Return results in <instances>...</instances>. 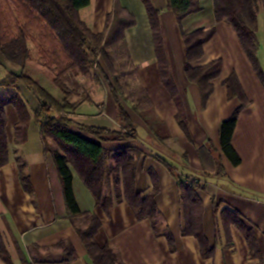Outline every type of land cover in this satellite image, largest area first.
Masks as SVG:
<instances>
[{
	"label": "crops",
	"instance_id": "0c3cea01",
	"mask_svg": "<svg viewBox=\"0 0 264 264\" xmlns=\"http://www.w3.org/2000/svg\"><path fill=\"white\" fill-rule=\"evenodd\" d=\"M199 1L202 10L186 18L181 28L174 12L168 9V0H150L160 12L162 60L157 54L148 12L141 0H91L90 5L80 11L81 19L95 34L105 32L107 18L115 12L116 3L118 8L134 16L135 25L125 31L129 59L137 69L140 86L146 90L156 115L169 133V138L161 141L138 113L135 117L126 107L137 126L138 138L101 145L111 151L133 147L142 152L136 165L135 188L143 198L147 197L155 188L153 177H156L159 221L163 227H168L174 238V252L165 236L155 234L150 219L138 220L125 200H116V188L123 189L121 184L116 187L111 180L104 186L105 195L114 198L113 207L105 212L78 172L70 166L81 212L100 220L96 242L101 247L110 245L123 264H264V86L232 24L216 21L214 0ZM211 28H215V33L203 45V57L191 63V67L196 68L221 62V74L210 81L213 91L204 102L200 87L189 80L185 71L187 51L183 31L188 34ZM259 61L264 71L260 57ZM161 66L166 71L164 74ZM22 72L17 66L3 75L0 72V78L9 73L20 76ZM232 75L239 81L243 98L249 101L244 109H241L242 98H229L225 81ZM39 79L36 82L50 93L46 88L52 89L50 81L42 74ZM167 84L173 88L176 98ZM20 88L33 114L39 101L27 87ZM27 94L36 99V107L29 102ZM4 97L6 91L0 89V101ZM109 100L114 103L108 113ZM101 105L106 108L104 117L109 118L103 125L98 121L101 116H96ZM238 110L232 145L241 163L235 166L222 151L220 127ZM5 112L9 161L0 167V241L11 264H25L24 261L62 264L49 263L45 259L60 256L63 242H69L76 253V259L69 264H92L68 216L59 172L53 156L46 151L39 124H32L27 141L18 145L15 142L18 113L11 104L5 105ZM180 112L187 122L188 134L177 120ZM75 113V120L82 124L120 129L117 104L110 88L105 91V100L92 107L83 103ZM71 130L97 142L77 127ZM21 173L29 177L32 193L24 189ZM118 178L122 180L121 172ZM180 178L183 181L194 178L202 184L197 195L203 206V233L209 247L214 248L212 258H204L199 241L185 235L187 215L179 189ZM224 210L240 215L242 222L255 233L258 256H253L244 233L236 224H231L227 231L222 220ZM0 264H6L1 257Z\"/></svg>",
	"mask_w": 264,
	"mask_h": 264
},
{
	"label": "trees",
	"instance_id": "16d2710c",
	"mask_svg": "<svg viewBox=\"0 0 264 264\" xmlns=\"http://www.w3.org/2000/svg\"><path fill=\"white\" fill-rule=\"evenodd\" d=\"M141 1L147 9L157 54L162 60L163 47L158 18L160 12L154 9L150 0ZM90 3L91 0H0V52L7 60L19 65L23 70L20 76L9 73L6 77L0 78V89L6 91V97L0 101V167L9 161L5 105L11 104L19 117L16 125V144H24L31 125L39 124L46 151L53 156L59 172L68 216L83 241L92 264H123L110 245L101 247L96 242L95 236L101 227L100 220L95 215L81 212L74 194L73 173L70 166L78 172L83 182L95 195L97 204L105 212H109L113 207L114 198L110 194L104 195L103 188L114 180L116 187L120 184L123 186V189L116 188V200L118 202L125 200L138 220L150 219L155 234L167 238L172 252L175 251V241L168 227H163L159 221L161 215L155 202L158 193L156 177H153L155 188L147 197L143 198L142 194L136 191L135 171L137 160L142 152L133 147L111 151L101 145V143L138 138L137 126L122 102L120 94L123 87L119 81V77H136L137 69L129 59L125 41V31L133 27L136 22L133 15L118 8L116 3L115 12L107 18L105 32L95 34L80 17V11L87 8ZM168 9L174 12L182 28L186 18L200 12L202 6L199 0H168ZM262 9L264 10V0H214L216 21L232 24L264 86V71L258 57L257 37L258 16ZM214 33L215 28L196 30L188 34L183 31L187 51L185 71L189 80L200 87L204 102L213 91L210 81L220 76L222 65L220 61H216L192 68L191 63L203 57V45ZM30 42L37 46L43 65L55 74L54 84L64 93L66 99L72 95L64 82L69 73L92 77L97 81H100L101 76L105 77L117 104L120 129L89 126L69 117V113L54 97L27 74L26 68L33 55L29 46ZM122 50L123 52L120 53ZM122 57H125L127 61H122ZM162 70L164 74L166 72L164 67ZM225 84L229 98H242L241 109L246 108L249 101L243 98L237 77L230 76ZM22 85L31 90L39 101V106L33 114L21 92ZM168 89L173 98H176L173 88L168 85ZM132 98L133 110L138 113L155 136L161 141L169 138L167 126L156 115L146 90L140 86L132 91ZM53 109L64 114L56 118L51 115ZM240 110L229 120L223 121L220 127L222 151L235 166L241 163V158L232 145ZM177 120L188 134L187 122L181 112ZM71 127H77L89 133L97 139V142L73 132ZM219 170L222 168L219 167ZM120 172L122 180L118 178ZM21 181L24 189L32 193L29 177L21 173ZM201 185L200 181L194 178L190 181L179 179V189L187 215L185 235L194 236L199 241L202 256L208 259L214 256V248L209 247L203 233V206L197 195ZM78 218H83V221L79 220L83 222V226L79 225ZM222 220L227 231L231 224H236L244 233L253 256H258L255 233L242 222L240 215L224 210ZM228 242L230 245V238ZM60 246L61 255L56 259L47 258L46 262L69 264L76 259L75 250L69 242H63ZM0 257L6 264H11V258L1 241Z\"/></svg>",
	"mask_w": 264,
	"mask_h": 264
},
{
	"label": "rangeland",
	"instance_id": "374dc122",
	"mask_svg": "<svg viewBox=\"0 0 264 264\" xmlns=\"http://www.w3.org/2000/svg\"><path fill=\"white\" fill-rule=\"evenodd\" d=\"M257 37H258V44H259V52L258 57L261 58L263 65H264V10H261V13L258 16V25H257ZM29 46L32 50V59L28 62L26 72L28 75L32 77L34 81H40L39 77L42 74V76H45L46 80H49L52 84L51 88H49L44 83V86H47V90L50 92V94L58 100V103L62 105L64 110L69 113V117H72L75 119L76 116V109L81 106L83 103H87V106L92 107L96 102L100 100H105V91L108 90L110 87L106 83L105 77L101 76L100 81H97L96 79L92 77H84L81 75H78L76 73H69L65 79L64 82L72 92V95L66 99L64 93H62L57 86L53 83L55 79V74L52 70L46 68L43 65V61L40 58L38 48L35 44L29 43ZM123 52L120 51V53ZM126 56V54H124ZM127 61L125 57H122V61ZM5 58L3 54L0 52V72L5 74L6 72H9V69L14 70L15 67L19 66L13 62H10ZM103 63V62H102ZM104 64V63H103ZM29 66V67H28ZM20 67V66H19ZM101 75V74H100ZM121 85L123 87V90L121 92V99L124 105L128 108V110L133 113V115L136 117V112L133 111V98H132V91L137 90L140 87L139 81L137 77L131 76V77H119ZM25 85H22V87ZM21 87V86H20ZM26 87V86H25ZM30 91V90H29ZM28 95V94H27ZM29 102L32 104L33 107H36V99L33 97L32 94L28 95ZM111 97V95H110ZM67 101H66V100ZM113 101L109 100V110L107 109V112L109 113L110 107L113 106ZM103 105V104H102ZM101 105V106H102ZM104 111V114H103ZM103 111L98 108V112L96 116H101L99 118L100 124H105L109 122V118L104 117L106 115V108L105 105L103 106ZM64 113L55 111L54 109L51 111V115L58 118ZM51 144L53 145V142L51 141ZM103 193L105 195V189L103 188ZM83 221V220H82ZM80 226H83V222H79Z\"/></svg>",
	"mask_w": 264,
	"mask_h": 264
},
{
	"label": "built area",
	"instance_id": "2783aa9c",
	"mask_svg": "<svg viewBox=\"0 0 264 264\" xmlns=\"http://www.w3.org/2000/svg\"><path fill=\"white\" fill-rule=\"evenodd\" d=\"M99 108H100V110H102V111H103V106H100ZM103 114H104V111H103Z\"/></svg>",
	"mask_w": 264,
	"mask_h": 264
}]
</instances>
